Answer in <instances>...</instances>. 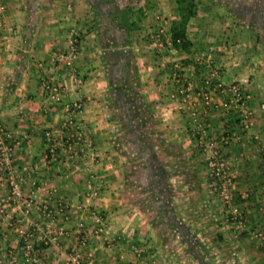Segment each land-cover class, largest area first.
<instances>
[{
	"label": "crops",
	"instance_id": "1",
	"mask_svg": "<svg viewBox=\"0 0 264 264\" xmlns=\"http://www.w3.org/2000/svg\"><path fill=\"white\" fill-rule=\"evenodd\" d=\"M4 2L0 124L19 142L14 171L22 197L0 179V264H66L74 251L83 264H198L188 238L197 230L213 249L237 243L231 253L240 264H264V241L253 236L264 229V0H196L189 51L169 44L176 0ZM77 35L69 67L57 58ZM207 54L222 67L214 84L205 77L213 67ZM44 81L63 88L61 102L44 92ZM235 84L247 95L257 140L241 134L223 153L235 184L249 182L253 201L249 232L234 244L227 225L204 221L221 211L213 192L201 188L209 155L192 118L207 122L211 134L243 131L230 122L240 114L232 105ZM74 102L83 109L71 125L67 106ZM78 130L91 147L69 151ZM92 175L105 188L89 200ZM223 250L217 253L228 256Z\"/></svg>",
	"mask_w": 264,
	"mask_h": 264
},
{
	"label": "rangeland",
	"instance_id": "2",
	"mask_svg": "<svg viewBox=\"0 0 264 264\" xmlns=\"http://www.w3.org/2000/svg\"><path fill=\"white\" fill-rule=\"evenodd\" d=\"M204 56H205V59L207 58L206 60L209 59L210 63L212 61L211 65L213 64L212 66L214 67V68L212 67V70H210L205 77H207V80L208 79L210 80L207 82H209L210 84H212V83L214 84V82L216 81L215 79H218V77L221 75V68L222 67H220V65L216 62V59L214 56L210 57V56H208V54L204 55ZM203 62H205V61H203ZM202 67H204V66L202 65ZM213 71H217V72H219V74L217 76L212 77L211 74L213 73ZM198 73H201L202 76L204 74V72H198ZM235 85H237V84H235ZM241 92L243 93L244 96L247 97V95L244 93V91L242 89H241ZM232 93H233L232 94V96H233L232 99H233L234 95H235L233 89H232ZM228 105H229V103H228ZM232 105L236 106L240 112L239 115H238V113H235L233 116L232 115L230 116V117H234L235 120H236L237 116H238V119H241L243 125H239V128H240L239 130H241V129L242 130L244 129V130L240 131V133L236 132V131H231L229 129L230 131H228L227 132L228 134H226V135H224L223 133H220V132H217V133L213 132L211 134L208 131L207 122L201 120V118L199 116L192 118V124H193L192 133L195 135L198 143L201 146H203V148L205 150L204 155L206 156V158L208 155H209L208 158H211L216 151L221 152V153H225L226 149H227L226 147H229L233 141H236L237 138L241 134L242 135L246 134V136H249V138L248 137L246 138V141L253 142V141L257 140L256 138H254L253 134L250 135V131L252 128V123H253V121H252L253 115L250 118L251 124L249 125V127H246L247 122H246L245 118L242 117L241 106L236 104V103H234ZM245 105L249 108L248 100L246 101ZM223 139H225V141H223ZM224 158L228 164V166H227L228 168L227 169L225 168V170H220V171L215 170L213 173L214 174L213 177L209 176L211 174V170L209 168L208 161H206V163H207L206 168L208 171V175H207L206 180L201 182V184H202L201 188H204L207 191V193L213 192V194H214L213 198L216 199L215 202L213 203L214 204V210L216 209L217 210L216 212H218V211H221V212L215 213L216 218H214V217L210 218L206 214L207 218H205V219H207V220H204V221H208L209 219L210 220H216L215 222L219 223L221 226L227 225L228 227L226 228V230L227 231L229 230L228 232H230L231 237H232L230 242H234V244H235L239 240L238 238H240L241 233L249 232L246 230L248 222H249L248 216L250 215V213L248 212V210H250V209H248V208H249V206L251 207V205H249V204H251V202H253V201H252L251 197L249 196L250 191H247V189L249 190V188L247 187L249 182H243L242 183L243 186H241L240 184H238V185L235 184L236 182H235L234 176L232 174L233 169L235 167H233L234 165L232 164V162L229 159L226 158L225 155H224ZM203 184H204V187H203ZM236 187H238L241 190L237 191ZM206 188H208V189H206ZM224 189H226L225 193L227 192L226 194H228V196H229L228 200L224 196V193H223ZM207 198H210V197H206L205 199L207 200ZM203 199L204 198H201V200H203ZM216 205L219 206V208ZM260 205H261V207L263 206L262 209L264 210V201H262L260 203ZM263 210H261V212L264 215ZM236 218H238V219H236ZM200 219H201V217H200ZM179 220L183 224L184 223L188 224L187 219H186V222L183 221L181 218H179ZM163 224H165V223H163ZM202 231H204V229ZM165 232H166V230H164V233ZM195 232L199 233V231L197 230V231H191V234H188V238H189V242H190L189 244H191L190 247H193L194 250L196 248L197 253L201 257L204 258L205 262H207L208 264H240L241 261L234 260L233 259L234 255H232V253H231L234 250V248H235V251L237 250V246H239L237 243L234 246L232 245V247L231 246H229V247L218 246L219 248L213 249L216 246L211 245L212 242H210V243L208 242V243L204 244V241H200V238L196 235ZM169 233H170V231H169ZM254 233L255 234H253V236H255L257 239H260L261 241H264V239L259 235V234L264 233V229L255 230ZM167 234H166V236H167ZM170 235L175 236L176 240L178 239V234L176 232L170 233ZM200 236L203 237V235H200ZM196 239L199 240L200 243L199 242L196 243V241H195ZM205 242H206V240H205ZM263 244H264V242H263ZM184 248H186V246H184ZM187 248H188V246H187ZM220 249H225V250H223V252H226V253L228 252L229 255L228 256H220V254H218V253H222L219 251ZM189 251H191V250H189ZM193 262H194V259L192 258L191 260L187 261L186 263L189 264V263H193ZM197 262L199 264V260H197ZM245 264H247V263H245Z\"/></svg>",
	"mask_w": 264,
	"mask_h": 264
},
{
	"label": "built area",
	"instance_id": "3",
	"mask_svg": "<svg viewBox=\"0 0 264 264\" xmlns=\"http://www.w3.org/2000/svg\"><path fill=\"white\" fill-rule=\"evenodd\" d=\"M5 11H6L5 2L4 0H0V15L4 14ZM169 44H172L171 39ZM78 45H79V37L77 35L71 39L69 44V49L58 56L57 58L58 61L65 63V65L69 67H72L78 55ZM155 47H165V43L156 42ZM218 74L219 72L213 71L211 76L214 77L217 76ZM81 83L82 82L80 81V84ZM42 87L44 92L48 93L49 98L54 102H61L63 100V94H62L63 88L60 85L54 84L49 81H44ZM188 90H189L188 88L181 87L179 90V94L186 96ZM233 91L235 95L232 101L233 103H236L241 106L242 117H244L247 122L246 127H249V125L251 124L250 118L252 116V111H250L249 108L245 105L247 101L246 99L247 97L243 95V93L241 92V88L237 85L233 87ZM67 108L70 114L68 123L72 125L73 118L75 117L76 114L82 111L83 104L81 102H74L73 104L68 105ZM67 125L68 124H64L65 127ZM76 132L72 133L69 140L67 141V149L69 151L73 150L72 152H74V144H79V143L83 144V142H85L88 147H91V142L89 140H85L83 132L81 130H78ZM50 141L51 139L49 140V142ZM223 141H225V139H223ZM17 145H19V142L11 140V136L8 134V132L5 130L2 124H0V179L6 176L13 196H15L16 198H21L22 179L18 178V176L15 174L14 171L15 161H16L15 150ZM48 149L51 154V159L56 161L59 157L57 146L53 144L50 145ZM208 163H209V168L211 170V174H210L211 177L214 176L213 173L215 170L220 171V170H225V168L226 169L228 168L227 167L228 164L224 158V154L218 151H216L211 158H208ZM104 188H105V183L101 180H97L96 176L92 175L91 179L87 182L85 187L87 199L92 200L98 198L101 195ZM225 191L226 189L223 190V193L225 198L228 200L229 196L228 194H226L227 192L225 193ZM31 204H35V201L32 200ZM97 220L99 221L100 218L97 217ZM259 235L264 239V233ZM66 264H83V259L80 252L74 251L70 255Z\"/></svg>",
	"mask_w": 264,
	"mask_h": 264
},
{
	"label": "trees",
	"instance_id": "4",
	"mask_svg": "<svg viewBox=\"0 0 264 264\" xmlns=\"http://www.w3.org/2000/svg\"><path fill=\"white\" fill-rule=\"evenodd\" d=\"M176 3H177L179 17L177 20H175L172 23V28H171L172 44L174 46L181 48L183 51H189L190 47L192 46V43L188 39L187 29L190 21L197 16L198 4L196 0H176ZM232 121L235 124V126L243 125L241 119L235 120V118L232 119V117H230V122L232 123ZM227 132L228 131H225L223 132V134L226 135L228 134ZM192 252L195 253V250H192ZM196 255L199 259V264H207L206 262H204L203 257H201L198 253H196Z\"/></svg>",
	"mask_w": 264,
	"mask_h": 264
}]
</instances>
